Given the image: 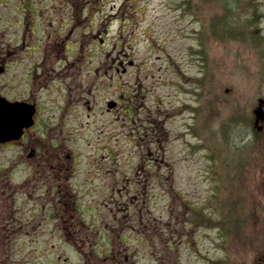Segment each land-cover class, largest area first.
I'll return each mask as SVG.
<instances>
[{
    "label": "rangeland",
    "instance_id": "rangeland-1",
    "mask_svg": "<svg viewBox=\"0 0 264 264\" xmlns=\"http://www.w3.org/2000/svg\"><path fill=\"white\" fill-rule=\"evenodd\" d=\"M85 9L92 14L95 31L106 29L103 49L107 51L99 54L89 44L90 38L98 41V32L86 31L84 36L76 31L80 35L77 41H82L91 54L96 52L93 62L102 58L108 71L105 85L99 91L93 90L98 104L88 118V135H80L86 141L79 139L77 145L81 150L79 181L83 186L84 173L89 168L86 161L91 149L86 142L101 135L104 143L114 145L122 157L121 172L130 176L129 183L119 175L115 177V186L107 184L110 181L106 176L98 179V188L83 193V200L92 204L90 219L84 213L78 217L73 212L74 218L63 221V200L58 198L59 194H44L43 199L36 198V193L25 194L39 206L50 200L58 220L55 224L47 221L44 225L26 226V236L35 239L29 240L23 249L38 246L44 248L45 255V248H53L54 236L61 228L62 233H72V243L83 252L95 245L96 253L87 254L92 263L154 264L158 260L154 261L151 254L152 215L155 213L156 223L163 224L169 220V203L176 209L182 201L204 207L205 198L214 194L224 208L230 209L219 212L215 208L213 213L209 206L205 210L209 217L204 222L221 219L220 228L215 224H179L183 225L185 235L180 238L176 260L172 256L168 264L263 262L264 123L261 131L253 127V108L259 97L264 99V0H92ZM86 27L84 23L77 24V30H87ZM101 46L97 44L98 48ZM77 47L75 42L73 49ZM118 62L121 64L115 76ZM119 91L138 115L152 105V109L159 110L158 100L160 107L165 108V127L170 130L166 158L176 165V172L171 178L147 179L153 189L144 194L133 191L137 184L132 170L126 167L129 156L141 152L133 151L131 140L116 138L118 120L114 119V112L101 113L104 99L118 95ZM84 120V115H78L68 123ZM217 164L219 180L223 182L219 194L210 173ZM123 182L125 187L120 186ZM169 184L182 192L180 198L169 200L159 192ZM192 239L198 246L186 250L183 241ZM57 251L68 257L66 264H80L78 251L69 244L58 245ZM107 251L114 258L100 259ZM34 255L29 253L22 264H38L42 255ZM20 256L16 253L13 258ZM3 257L5 253L0 250V260Z\"/></svg>",
    "mask_w": 264,
    "mask_h": 264
},
{
    "label": "flooded vegetation",
    "instance_id": "flooded-vegetation-1",
    "mask_svg": "<svg viewBox=\"0 0 264 264\" xmlns=\"http://www.w3.org/2000/svg\"><path fill=\"white\" fill-rule=\"evenodd\" d=\"M75 1L0 0V108L7 115V138L0 140V250L5 253L2 264H10L13 241L26 236V224L34 216L21 206V195L56 193L66 197L75 187L98 188V179L105 176L111 186L118 181L116 175L129 183L130 176L121 172L123 162L117 164L113 158L116 155L103 160L102 155L98 158L94 154L87 155L89 167H94L85 171L84 185L79 181L81 150L77 145L79 139L86 141L80 135L90 128L88 118L98 104L92 90L99 91L105 85L108 70L104 63L102 74L92 78L91 62L75 31L77 23L88 24L91 33L92 27L88 16L80 18ZM75 42L78 48L74 50ZM119 65L118 62L114 67L115 76ZM107 101L115 103L112 108H107ZM159 103V110L152 109V105L138 115L128 106L129 100L119 94L113 99L105 98L101 111L115 113L119 137L131 140L133 151L141 152L128 162L137 184L133 191L139 194L153 189L147 183L150 177L171 178L176 172V165L166 158L170 130L165 127V108ZM78 115H84L85 120L68 123ZM86 145L90 146L89 140ZM125 183L120 186L125 187ZM159 192L176 200L181 191L169 184ZM211 198L215 202L218 199L212 196L207 201L212 203ZM193 205L182 202L176 209L169 203V220L163 224L156 223L155 213L152 215L151 254L154 261L158 260L154 264H168L172 256L176 257L180 238L185 235L179 224H202L203 215ZM183 244L189 251L198 246L193 239Z\"/></svg>",
    "mask_w": 264,
    "mask_h": 264
},
{
    "label": "water",
    "instance_id": "water-1",
    "mask_svg": "<svg viewBox=\"0 0 264 264\" xmlns=\"http://www.w3.org/2000/svg\"><path fill=\"white\" fill-rule=\"evenodd\" d=\"M254 113L256 115L255 123L257 124L260 119L264 117V100L259 99L257 106L254 108ZM5 116L4 113H0V127H5ZM260 128V126L258 127Z\"/></svg>",
    "mask_w": 264,
    "mask_h": 264
},
{
    "label": "trees",
    "instance_id": "trees-1",
    "mask_svg": "<svg viewBox=\"0 0 264 264\" xmlns=\"http://www.w3.org/2000/svg\"><path fill=\"white\" fill-rule=\"evenodd\" d=\"M228 1V0H227Z\"/></svg>",
    "mask_w": 264,
    "mask_h": 264
}]
</instances>
